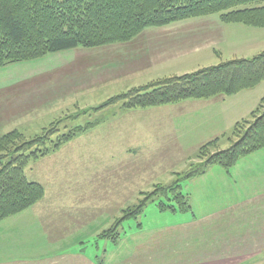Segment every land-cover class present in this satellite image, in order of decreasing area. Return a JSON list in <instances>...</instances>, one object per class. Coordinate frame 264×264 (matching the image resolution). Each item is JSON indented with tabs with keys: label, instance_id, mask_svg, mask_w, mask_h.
<instances>
[{
	"label": "rangeland",
	"instance_id": "obj_1",
	"mask_svg": "<svg viewBox=\"0 0 264 264\" xmlns=\"http://www.w3.org/2000/svg\"><path fill=\"white\" fill-rule=\"evenodd\" d=\"M260 5H264V2ZM182 22L173 23L172 26ZM228 25L238 26L233 27L238 33L233 38V30L228 31L230 42L221 48V54L213 55V61L212 58L206 60L204 65L207 66L204 67L236 58H252L264 51L260 50L264 48L246 46V42L260 40L263 42L261 47H264V28ZM144 32L133 42L124 44L128 48L126 50L136 52L144 46V40L148 44V33ZM143 49V55L137 58L141 69L111 80L103 73L111 69L112 52L105 54L102 51L105 49L98 48L48 54L0 68V102L15 94H20L22 101L31 99L32 105L46 101V107L40 112L22 113L13 117L11 122H6L1 126L0 135L18 129L26 138L32 139L58 120L62 121V132L87 122L100 121L99 125L56 153L31 162L25 170L29 180H38L45 189L44 198L37 204L48 195L43 203L46 211H42L46 223L56 227L50 229L49 233L57 239L67 237L69 245L55 248L50 257L66 254L85 259L71 258L63 264H98L99 260H103V264H178L190 259L191 254L206 255L223 250V240L210 241L208 232L200 230L198 226L195 229L188 227L183 232L169 230L190 223L192 214L160 212L157 204L166 202L163 198L150 203L138 221L124 222L119 245L99 239L104 231L115 226L126 209L139 205L144 199L143 194L153 192L155 185L171 184L177 174L188 169L190 163L198 162L194 159L197 148L192 143L186 147L178 141L181 121L178 114L184 108L182 102L125 112H120V104L99 109L113 96L170 76L160 71L165 65L151 67L148 54ZM196 65L184 62L181 68L185 71ZM100 74L104 76L100 78L102 84L91 88L88 86L92 84L79 87L86 84L83 81L98 79ZM70 84L79 86L72 88ZM254 94L253 101L264 95V82ZM247 120L252 118L248 116ZM230 135L228 133L221 138L217 151L230 147ZM254 160L263 162L264 155ZM246 164L255 163L247 161ZM216 169L223 168L214 166L204 175V179L199 177L183 182L184 193L194 194L191 205L198 217L206 211L236 205L233 194L222 189L214 190L218 174L214 172ZM54 174L55 177L50 180ZM198 196L201 202L196 204ZM139 223L143 231L138 228ZM192 235L198 238H192ZM209 244L217 246L218 250Z\"/></svg>",
	"mask_w": 264,
	"mask_h": 264
},
{
	"label": "trees",
	"instance_id": "obj_2",
	"mask_svg": "<svg viewBox=\"0 0 264 264\" xmlns=\"http://www.w3.org/2000/svg\"><path fill=\"white\" fill-rule=\"evenodd\" d=\"M264 0H0V68L78 48L94 49L131 42L149 28L209 15L224 24L264 28ZM264 82V51L236 58L181 76L158 79L111 97L105 107L146 109L188 100L233 96ZM98 108L96 110H99ZM95 110V111H96ZM250 118L235 124L230 147L218 150L221 138L196 152L198 162L177 174L169 185H155L137 207L126 209L115 226L99 239L119 245L124 222L138 221L148 205L159 202L160 212L192 213L183 182L203 177L214 166L229 172L242 159L264 149V97ZM62 121L28 139L20 130L0 136V222L23 213L45 196L43 185L25 173L31 162L56 153L100 124L87 122L65 132ZM225 137V136H224ZM236 139V140H234ZM217 151V152H213ZM157 198V200H156ZM142 229V224H138Z\"/></svg>",
	"mask_w": 264,
	"mask_h": 264
},
{
	"label": "crops",
	"instance_id": "obj_3",
	"mask_svg": "<svg viewBox=\"0 0 264 264\" xmlns=\"http://www.w3.org/2000/svg\"><path fill=\"white\" fill-rule=\"evenodd\" d=\"M187 21L190 20L181 21L182 23L173 26L171 24V26L146 29L144 33H148V44L144 40V46L136 52L128 51L126 50L128 48L123 46L133 40L124 44L98 48L105 49L102 50L105 54H109L106 53L107 51L112 52V66L107 70L111 72L107 73L104 70L103 75H107L111 80L141 69L142 67H138L137 58L143 55V48L148 54L151 67L165 65L160 68V71L163 74H170V76L165 75L167 77L195 72L207 66L204 65L206 60L212 58L213 61V55L221 54V48L230 42L228 31L233 30V27L234 29L238 27L224 24L220 17L215 15ZM237 33L234 30L231 32L233 38ZM262 44L260 40L246 42L247 48L251 46L258 49L264 48L261 47ZM128 47L132 48V46ZM184 62L197 65L184 71L181 68ZM103 75L100 74L98 79H94L95 81H83L86 82L85 85L70 84V87L85 88L88 84H92L88 86L90 88L98 86L102 84L100 78L104 77ZM259 86L233 96L182 102L184 108L178 114L181 119L178 125L180 144L187 147V144L192 143L198 150L210 141L223 138L228 133L231 134L235 124L247 119L259 106L264 95L256 96V100L253 101L254 91ZM31 103V99L22 101L20 94L12 95L6 101L0 102V130L1 126L8 121L11 122L15 116L22 113L35 114L46 107V101L36 105ZM124 110L120 108V112ZM262 155H264V149L242 159L229 172L224 169L214 170L218 173L214 190L222 189L230 195L233 194L232 198L236 200L235 206L206 211L201 213L200 217L193 211L190 223L169 228V230L183 232L188 227L192 226L195 229L198 226L200 230L208 232L210 241H224L222 251H219L217 246L209 244L218 252L213 251L210 254L195 256L191 254L190 259L180 261L178 264H264V161L254 160L255 157ZM247 161H253L255 164L247 166ZM56 174L49 179L54 178ZM30 181L40 183L38 180ZM186 194L189 195L191 203L194 194ZM47 197L48 195L41 203L23 213L0 222V264H63L71 258L84 259L79 255L66 254L50 257V254L55 252V248H63L69 244L66 241L67 237L57 239L49 233L50 229L53 230L56 227L52 225L54 226L52 228L51 223H46L45 214L42 211H46L43 203L48 199ZM198 199H200L199 196L195 200L196 204L201 202ZM143 230L140 229V231ZM192 238L197 239L198 237L192 235ZM98 264H103V260H99Z\"/></svg>",
	"mask_w": 264,
	"mask_h": 264
}]
</instances>
